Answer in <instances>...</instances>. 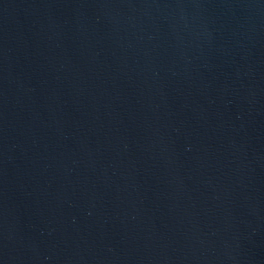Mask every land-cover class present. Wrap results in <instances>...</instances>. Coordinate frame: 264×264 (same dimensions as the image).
Returning a JSON list of instances; mask_svg holds the SVG:
<instances>
[{"label": "water", "instance_id": "water-1", "mask_svg": "<svg viewBox=\"0 0 264 264\" xmlns=\"http://www.w3.org/2000/svg\"><path fill=\"white\" fill-rule=\"evenodd\" d=\"M0 264H264V0H0Z\"/></svg>", "mask_w": 264, "mask_h": 264}]
</instances>
